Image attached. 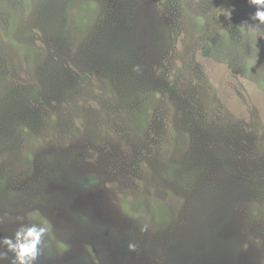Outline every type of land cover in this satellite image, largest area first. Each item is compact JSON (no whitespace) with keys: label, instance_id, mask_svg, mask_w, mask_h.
<instances>
[{"label":"rangeland","instance_id":"1","mask_svg":"<svg viewBox=\"0 0 264 264\" xmlns=\"http://www.w3.org/2000/svg\"><path fill=\"white\" fill-rule=\"evenodd\" d=\"M257 7L0 0V239L46 220L34 264H264Z\"/></svg>","mask_w":264,"mask_h":264},{"label":"clouds","instance_id":"2","mask_svg":"<svg viewBox=\"0 0 264 264\" xmlns=\"http://www.w3.org/2000/svg\"><path fill=\"white\" fill-rule=\"evenodd\" d=\"M250 3L258 6L251 19L264 24V0H250ZM49 231L50 224L46 220L40 223H22L14 237H3L0 245L6 246L7 252L14 254L11 264H34L39 255V247ZM63 247L66 249L67 246ZM129 247L134 248V245ZM7 252H0V264L7 258Z\"/></svg>","mask_w":264,"mask_h":264},{"label":"trees","instance_id":"3","mask_svg":"<svg viewBox=\"0 0 264 264\" xmlns=\"http://www.w3.org/2000/svg\"><path fill=\"white\" fill-rule=\"evenodd\" d=\"M45 29H47V28H45ZM48 30V29H47Z\"/></svg>","mask_w":264,"mask_h":264}]
</instances>
